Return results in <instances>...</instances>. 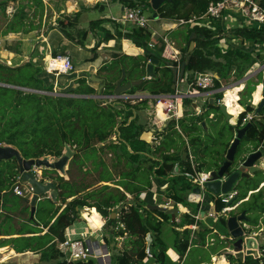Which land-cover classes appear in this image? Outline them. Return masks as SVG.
Wrapping results in <instances>:
<instances>
[{
	"label": "trees",
	"instance_id": "trees-1",
	"mask_svg": "<svg viewBox=\"0 0 264 264\" xmlns=\"http://www.w3.org/2000/svg\"><path fill=\"white\" fill-rule=\"evenodd\" d=\"M12 1L17 0H0V11L6 14L7 7ZM30 1L37 6L34 12L28 14L25 8L29 3H20L13 18L8 21L3 34L19 31L29 32L41 28L44 1ZM145 1L150 3V0H121L125 6L131 7L140 6ZM210 1L173 0L163 3L157 12L159 17L177 22L181 18L188 19L193 14L204 12ZM96 6H101V3H97ZM78 14L79 12L75 13L76 16ZM37 16H40L38 23L35 22ZM101 22L103 20L92 21L91 25L93 27L94 24ZM182 26L184 27L182 40L185 45L181 47L180 62L187 58L186 70L192 74L213 71L217 75L215 85L210 89L193 86L197 92L220 88L232 75L241 79L256 62L263 60L261 51L264 50V25L233 27L228 31L229 36L240 40V42L236 46L226 49L219 44L221 39L219 36L223 31L221 22L215 21L209 26ZM114 27V34L104 29L106 39L125 36L136 45L145 48L146 53L140 56L114 53L113 62L98 69L99 75L106 76V84L101 93L103 95L114 93L117 81L122 75V69L127 68V64L131 65V68L127 70L128 80L144 78L142 83L132 86L130 93L137 91H148L152 95L175 93L176 89L172 88L173 71L171 66H178L179 62L165 60L163 64L156 67L154 77L145 78L146 65L152 57L164 60L160 54L152 51L149 47L150 32L146 28L137 26L123 30L117 22H114ZM61 29L69 36L67 30ZM193 32L196 33V46L194 50L189 51L190 36ZM84 35L86 37L87 31ZM170 35L177 37L178 32H171ZM247 42L251 43L252 47H246L245 43ZM255 44L262 47L256 50ZM111 69H115V71L113 72ZM90 77L91 74L88 72H81L76 78L71 77V82L67 85L59 84L60 86L55 87L50 75L33 62L29 61L18 66H9L0 62V82L11 85V87L0 85V142L14 145L25 158H59L63 155L67 144L76 151L69 161L66 171L67 178L60 175L58 170L42 168V180L48 179L57 183L60 191L59 198L63 200V204L56 205L50 197L44 195L45 198L38 203L35 216L31 217L30 226L21 224L20 228H14L15 217L19 215L21 218L23 216L28 218L31 209L29 196H20L13 191L16 176L19 174L16 160L12 159L11 171L6 179L2 178L0 170V207L6 208L9 204L8 195L18 197L11 199V220L9 217L8 219L4 218L1 224L5 227L7 225V231L11 223V235L18 234V236L0 240V247L9 244L6 243L9 241L17 252L30 250L40 253V264H93L92 259L68 262L57 247V242L66 240L65 230L79 218L82 208L96 207L107 222L108 235L104 237L107 243L114 242L116 236L128 234L130 237L129 246L116 255L114 264H135V262L142 261L148 254L146 238L149 233L153 234V241L150 245L151 254L158 264H167L171 262V258L167 253L168 247L161 234L164 221L168 220L170 215L164 211L147 207L140 199V194L152 186V175L170 179V185L165 191L166 197L187 206L190 212L185 216L186 223H194L195 217L200 212V204L190 202L185 194L194 187L185 173L194 172V169L188 158L189 153L186 145L183 147L177 145V135L182 137L185 134L188 137V141L194 149V155L197 161L199 160L198 171L212 170L213 167L209 165L206 158H203L209 152L212 155L214 168L217 169L226 160L227 150L234 139L236 130L243 126L244 117L249 112H255L257 116L251 120L253 125L248 128L242 141L252 143V149H249L248 153L263 147L264 107L257 112V108L251 102L256 86L264 82L263 72L257 75V81L254 79L247 81L240 98V104L244 106L245 110L240 113L236 124H232L228 120L222 121L221 115L225 114L218 105L207 100L204 112L196 113V111L185 109L182 118L168 121L162 131V140L158 144L148 142L141 137L145 131V125L138 120L139 113L137 112V110L147 107L150 101L156 103V98H144L137 103L118 98L114 101L116 103H112V101L105 103V100L88 97L96 93L98 86V83L92 81ZM189 78L191 82L193 76ZM17 87L29 90L25 91ZM257 88L259 92L254 93L255 102L261 97L262 84H259ZM55 91L62 92L63 95L48 93ZM234 93L227 92L226 99H230L232 95L235 96L236 93ZM214 97L217 101L222 97V93L217 92ZM192 101V98L185 97L183 99L184 107L191 105ZM211 112H215L212 118L210 117ZM203 122L208 127H205ZM177 126L181 128V132ZM241 143L236 157L242 152ZM171 148L174 151H171ZM120 149L123 150V153H119ZM106 150L114 153L117 162L121 161V155L126 156V165L130 167V170L121 171L118 179L108 169L103 159ZM236 157L233 162L234 166L238 164L239 158ZM147 160H151L152 163L143 165V162ZM240 160H244V156ZM88 164H92V167L87 169L88 172L97 171L98 173V178L94 179V182L84 179L86 174L84 167ZM114 164L117 165V163ZM176 166L179 167L178 173H174ZM49 170L55 172L56 175H51ZM74 170L84 174L81 176L82 179L75 178ZM103 181L110 182L115 186L105 184L92 190L89 189ZM242 181L244 189H241L239 184L236 185L235 189L238 193L235 200L229 205L240 202V212H246L247 222L251 225H259L260 216L264 215V187H260V184L264 182V171L256 172L254 176L243 178ZM120 186L124 191L120 189ZM253 190L257 191L252 192L251 197L246 199L249 191ZM126 192L132 194L135 201L127 206L123 205L119 212L117 211L119 216L112 217V208L127 200ZM208 194L213 198L216 212H220L223 207L227 206L228 203L223 201L221 196H215L209 192ZM69 198L72 199L67 201ZM228 216L229 213L219 216L220 225L224 229H227ZM120 223L123 224V227L117 229L116 227ZM23 226L29 228H23ZM44 228H47V231L41 234ZM201 228L200 232L196 233L205 238L211 229ZM193 232L188 227L181 234L176 231L178 235H181L175 243L181 259L187 252ZM260 249L261 255H245L240 263L264 264V242ZM228 256L232 257L231 254ZM229 264H233V262L231 261Z\"/></svg>",
	"mask_w": 264,
	"mask_h": 264
},
{
	"label": "crops",
	"instance_id": "crops-1",
	"mask_svg": "<svg viewBox=\"0 0 264 264\" xmlns=\"http://www.w3.org/2000/svg\"><path fill=\"white\" fill-rule=\"evenodd\" d=\"M43 1H44V11H43V17L41 18L42 20L41 28L34 29L29 32L19 31V32H9L8 34H3V31L6 28L8 21H10L13 18V15L17 12L20 3H23V4L29 3V5L25 8V11H27L28 14L33 13L35 8L37 7L36 5L32 4V1L29 2V0H17L15 2L12 1L9 3L6 11L9 12L11 10V19L8 15H6V18L8 21L4 23L2 27L0 26V30H1L0 31V62H2L5 65H9V66H18V65L25 64L29 61L33 62L35 65L40 66L44 72L50 75V79L52 80V82H54V86L57 87L60 85L61 86L67 85L68 83L71 82V79H70L71 77L76 78L77 76H79L81 72H88L91 75L96 74L98 76H101L98 74V69L101 66L111 64L114 60V57H113L114 53H118V54L120 53V54L129 55V56L145 55L146 53L145 48L136 45L131 39L125 36H120V37L115 36L114 38H110V39L105 38L104 29H107L113 34L115 33L114 22L111 20V15H116L113 12V9L111 8L109 9L110 15L103 16L102 18H99V19L98 18L92 19L88 15L89 11L92 8L105 10L106 5H110V3L112 4V3H115L116 1H119L121 3V6H122L121 9L123 10L125 5L121 2V0H101L102 2H100L99 0H95V1H91V0H43ZM99 2L101 3V6L97 7L96 4ZM261 2L264 4L263 0H261ZM78 12L79 14L78 16H76L75 13H78ZM39 20H40V16L35 17L36 23H38ZM97 20H103V22H101L100 24H94L92 27L91 22L97 21ZM154 22L155 23L152 25L149 24V26L146 29H148V31L150 32V38L148 40V45L150 49L160 54L164 58V60H160V63L158 65L163 64L165 60L174 61V59L169 56L168 50L166 51V43L163 40V37L166 35H168L172 40L176 42L175 49L178 51V54H177L178 57L181 58L182 56L181 47L185 45V43L182 40V35H183L182 31H184V27L182 25H178L177 22L174 20H168V19L159 17V15L157 18L154 19ZM117 23L123 30L131 28V26H127L128 24H123L120 22H117ZM229 23L234 24L235 26H238L239 24L238 21H229ZM61 28L67 30L69 32V36H67L65 31H63ZM85 31H87L86 37L84 35ZM175 31L178 32L177 37H171L170 33L175 32ZM177 40L181 41L183 45L178 46ZM195 46H196V42H195ZM94 47L96 48L93 49ZM246 47H252L251 43H246ZM254 47L256 48V50H259L260 47L262 46L255 44ZM263 47H264V44H263ZM168 49L171 50V47H169ZM263 52L264 50L261 51L262 54ZM58 53L68 54L71 56V59L75 67L74 71L70 73H56V72H50L49 70H47L46 61L48 57L50 55H54ZM158 65H155L154 67L155 72H156V67ZM260 65H261L260 62H256L246 73V74L248 73L251 74L250 77H248V79H244V77L241 78L237 82L238 85L233 86V88H227L224 93L225 94L224 97L223 95L221 97L223 98V101L225 102L222 104L226 106L227 111H228V104L226 101L227 91L231 89L237 94L235 103L238 104L241 109H239V112L236 115H233L232 113H229L228 111L230 116L229 117L226 116V119L232 124L237 123L240 113L245 110L244 106L240 104V98H241V93L247 84V81L249 79H254L253 77L258 75L260 72H263L264 74V71H262L264 67V62H263L262 68L260 67ZM126 67L127 68L122 69V75L123 73H125L124 81L129 82V81L144 79L142 78V79L128 80L127 70L131 68V65L127 64ZM111 71L114 72L115 69H111ZM190 76H194V73ZM190 76H188V80H187L188 90H190L191 88L190 81H189ZM101 77H104L106 79L105 75ZM145 78H150V77L147 76L146 74ZM126 82H123V83H126ZM259 84H262V91L260 93L261 97L257 102H255L254 93L257 91V87ZM259 84L256 86V89L253 92L252 99H251L252 104L256 108L258 107V104L260 103L263 97V82ZM0 85L8 86V84L1 83V82H0ZM98 86H100L99 83H98ZM98 86L97 88H99ZM177 88H179L178 84H177ZM220 88H216L219 91H217L216 89H211V90H207L206 92H195L194 95H197L198 98L202 97V99L205 98L204 97L205 95H208L209 97H207L208 98L207 100H209L210 97H214L215 93L217 92L223 93V91H221L222 88L221 89ZM129 91L130 89L125 92L126 94H123L121 97H118V98L128 99V100H131L132 103H137L138 101L144 98H156L158 100V97H159V95H152L148 91H137L135 93H130ZM182 92L185 93L186 91H182ZM204 93L205 95H203ZM95 94L89 95L88 97H93V98L101 100L100 97L99 98L95 97L94 96ZM74 96H80V95H74ZM102 96H105L106 98L111 99L110 101H107L104 99L106 101L105 103H111V101L112 103H116L114 101L118 99V98L108 97L109 95H102ZM156 103L150 101L147 107L137 110V112L139 113L138 120L144 123L145 125V131H143V133L145 132L146 134V132H149L150 140L153 137V129H155L156 126L153 127V126H149L145 124L148 118V117L146 118V114H147L146 111L149 110L150 105L156 104ZM195 103L196 102L192 104H195ZM194 107L196 108V106ZM197 107L202 108L199 105H197ZM205 110H206V107H203L201 109V112L196 111V113H202ZM214 115H215V112L210 113L211 118L214 117ZM224 120L225 119H222V121ZM203 124L205 127H208L205 122H203ZM177 128L181 132V128L179 126H177ZM160 133H161L160 139L158 140L157 144L160 143V141L162 140L163 132H160ZM204 134H206V132H204ZM2 143L7 144L6 142H0V144ZM186 147L189 153L188 158L192 162V167L194 169V172L195 171L197 172L199 160L197 161V158L194 155V149L191 143L188 141V137L186 139ZM251 149L252 147L250 148V150ZM171 151H174V149L171 148ZM202 156H204V154ZM203 158L205 159V157ZM68 165L69 163L66 165V170L64 173H66L68 169L67 167ZM208 171H211V170H208ZM208 171L203 170L200 172H208ZM188 180L191 181L190 178ZM151 182H152V186L148 190L142 191V193L140 194V199L144 201L145 205L149 207V205L163 203L165 205L167 204L168 208L170 209H173V208L178 209L175 213V217L169 214L170 215L169 219L164 221V225L167 222L172 223V228L175 231V237L173 238V240L167 241L164 238L163 236L164 225L162 228L161 237L163 238L165 244L168 247L167 253L169 257L171 258V262L167 264H207V260H206L207 258L208 260H210L208 264H229L233 259H236L234 256L233 258H229V256H227L230 253L227 252L226 250L228 249L231 250L233 249V247L224 246L218 249L219 245L221 246L224 244L226 245V240L230 239L229 238L230 235H228V237L226 238L225 235L220 234L219 236L222 238V240H225V241H222L219 238L220 239L219 242H217L215 237H210L211 242L208 243V237L211 234L213 233L219 234V229L217 227V224L219 225L220 223L219 217H213V216L207 215V213L213 212L215 210L213 198L211 196L206 195L205 194L206 191L202 193L194 191V188H197L195 185L191 191L185 192V194H186L187 199L190 202L200 204L199 214L203 218H199L198 216L195 217L196 221L194 223H197L198 226L196 228V231H194L195 233H194L193 238L191 236L190 244H189L186 254L181 259L179 252L177 251L175 247V243L178 240V237L181 236L180 234L185 228L188 227L193 230L192 225H194V223L187 224L185 220V216L187 213L190 212V209L187 206H184L182 203H176V202L173 203L172 201L174 200L166 197L165 191H166V188L170 185V179L160 178V177H156L155 175H152ZM105 184L115 186L114 184L110 182L103 181L101 183L93 185L89 189L92 190L95 187H98L99 185H105ZM120 189L124 191L123 187L121 186H120ZM126 195H127L126 201H124L123 203H119L114 208H112V212H111L112 217L119 216L118 212L123 205L127 206L131 202L135 201V199L133 198L134 196L132 194H130L129 192H126ZM45 197H48V196L46 195ZM45 197H43V195L40 196V200H42ZM71 199L72 198H69L67 201H70ZM40 200L37 201L36 210H37V206ZM55 203L56 205H61V204H58L57 202ZM92 209H95L97 212ZM230 213H229V216L232 215ZM35 214H36V211H35ZM8 217H9V220H11V210H8L7 208L1 206L0 207V240L11 239V237L18 236V234L11 235V226L10 228L7 229V231L5 228H3V226H1L3 219L4 218L8 219ZM16 218L18 219V216ZM23 218L25 217L23 216ZM209 218H217V221H215L216 223L209 222L208 221ZM79 220H83L86 223V225L81 224ZM199 223H202V224L199 226ZM106 226H107V222H106L105 217L102 216V214L98 211L96 207H92V208L84 207L80 210L79 218H77L70 226L66 228L65 235L67 239H71L74 237H82V238H86L87 240L91 242H94L95 244H97V246L98 245L105 246L110 251L111 264H113V254H115L114 252H117V254H119L124 248L129 246L130 237L128 234H125L123 236H116L114 242L107 243L104 238L106 235H108L107 234L108 229ZM201 227H207L211 229V232L207 233L205 235V238H202L198 236L197 234L202 229ZM46 231H47V228H44L41 234H44ZM176 231H178V233L180 234L178 235ZM2 233H9V234H2ZM25 235H29V234H25ZM146 239H147V245H148L147 251H149V253L142 261L135 262V264H158L155 257L150 254L151 253L150 245L153 241V234L149 233ZM229 241L231 242V240ZM62 242L63 241L57 242V247L59 249H60V243ZM6 243H9V244H5L0 247V263L3 261H15L18 264H25V261L20 262L17 260V258H20V257H26V259L29 261V264H40L41 263L40 253L30 251V250H27L24 252H17L11 246V242L7 241ZM193 248L201 249L202 251L200 252L198 250L197 253L194 254L195 257H191L190 254L193 251ZM231 255L233 254L231 253ZM90 259L93 260V263H94V259H97L99 261V264H103L101 258L91 257Z\"/></svg>",
	"mask_w": 264,
	"mask_h": 264
},
{
	"label": "built area",
	"instance_id": "built-area-1",
	"mask_svg": "<svg viewBox=\"0 0 264 264\" xmlns=\"http://www.w3.org/2000/svg\"><path fill=\"white\" fill-rule=\"evenodd\" d=\"M111 20L113 22L129 24V26L131 27L137 26L147 28L150 24L149 21L151 20V18L145 15L142 6H125L123 8V13L120 16L111 15ZM213 21L221 22L223 24V28L224 24L227 25V27H230L229 21H238V26L248 25L259 27L260 25H264V4L259 0H211L204 12L193 14L188 19L181 18L177 21V24L188 25L190 27H194L196 25L209 26ZM232 39L236 41L238 40L236 38ZM163 40L166 43V51L168 50L169 56L173 58L174 61L179 62V65L175 67L180 68L181 58L178 57V51L175 49L176 42L172 40L168 35L164 36ZM238 41L240 42V40ZM219 44L222 45L221 39L219 40ZM169 47H171V50L168 49ZM46 68L50 72L56 73H70L75 70L71 56L63 53L50 55V57H48L46 61ZM216 78L217 75L213 71L196 72L194 73L193 79L190 82V90L184 93L179 88H176L175 93H172L171 95H159L156 103V113L154 119V124H156V127L155 129H153V137L151 138V141L154 143L158 142L161 135L160 132L163 131L168 121H170L171 119L178 120L183 117V99L185 97H188L189 95H194V93L197 92L196 90H194L193 86L201 89H210L215 85ZM159 103H162V110L165 114L163 117H161L158 113ZM217 103L222 104L225 102L223 101V98H219L217 100ZM255 116V112L247 113V115L243 119L242 125H245L247 122L251 121ZM177 167L178 166H176V168L174 169V173L179 172V167ZM185 174L190 178V180L196 187L201 188L202 190L205 189V182L211 176L210 171H195L194 173L186 172ZM13 191L20 196H29L32 195L33 192L32 187L29 184H25L22 182V176L20 174L16 176ZM237 193V189L234 188L229 193L221 195L222 200L228 203L234 196L236 197ZM239 204L240 202L231 206L227 204V206L223 207L220 212H216L214 210L213 212L207 213V215L219 217L221 214H228L233 211ZM161 205L165 204L162 203ZM165 206H167V204ZM197 216L199 218H203L200 214H198ZM245 225L247 228L245 229V236L250 234L254 235L256 238L259 236V233L257 231L250 230L252 226L249 223H245ZM197 226V223H194V225H192L193 231H196ZM120 227H123L122 223H120L116 228L119 229ZM193 236L194 232L192 234V238ZM263 242L264 240H262V242L258 240L259 248L257 253L261 252L260 247ZM60 250L62 251L64 258L68 262L77 260L88 261L91 257H98L101 258L103 264H111L110 251L108 250V248L103 245L97 246V244L87 240L86 238H66L65 241L60 243ZM147 253H149V251H147Z\"/></svg>",
	"mask_w": 264,
	"mask_h": 264
},
{
	"label": "water",
	"instance_id": "water-1",
	"mask_svg": "<svg viewBox=\"0 0 264 264\" xmlns=\"http://www.w3.org/2000/svg\"><path fill=\"white\" fill-rule=\"evenodd\" d=\"M173 0H150L152 8L154 9L153 18L158 17V8L165 2H171ZM195 36L196 33L193 32L190 36V46L189 51L194 50L195 48ZM160 63V59L156 57H152L149 60V63L146 66V74L147 76L154 77L156 72L154 70L155 65ZM188 64V59L185 58L181 62V66L172 67L173 71V84L172 88L176 89L177 84L181 81L184 77L186 66ZM264 71V68L263 70ZM251 74H246L244 79H248ZM125 78V73H123L120 80L117 81V87L112 95L108 97L118 98L121 97L125 92L131 89L132 86L142 83L143 80H134L123 83ZM90 79L100 84L97 93L94 95L95 97H100L102 89L105 87L106 79L104 77L98 76L96 74L91 75ZM11 86V85H8ZM22 88V87H17ZM26 89V88H22ZM29 90V89H28ZM171 95V94H170ZM210 103L214 105H218L221 111L229 117V113L227 108L224 104H218L215 101L214 97H210ZM264 107V82H263V97L258 104L256 109L259 112ZM253 123L247 122L245 125L238 128L235 132V137L231 142L230 147L226 153V160L222 163V165L217 169H212L210 171L211 176L205 182V189L202 190L201 188H194V191L202 193L204 191L211 193L215 196H221L223 194L229 193L233 190L241 178H248L253 176L256 172L264 171V168L257 165V161L264 157V146L261 148L256 149L255 151H251L244 155V160L238 159V164L236 166L233 165L235 161L236 153L238 147L245 136L248 128H250ZM150 133L145 132L142 135V138L148 142H151ZM76 151L72 149L70 145H66L65 152L61 157H59L56 161H51L49 157H37V158H25L21 151L12 144H0V161L1 160H12L15 159L17 162V169L18 173L22 176V182L25 184H29L32 187V195L30 197V205H31V217H34L36 211L37 201L40 200V196L47 195L53 201L57 202L58 204H62L63 200L59 198V190L57 183L53 180H42V176L38 173V168L44 167L48 169H55L61 173H64L66 170V165L69 163L71 158L74 156ZM232 170H231V169ZM264 185V183H263ZM262 185V186H263ZM258 190V189H257ZM253 190L251 191H257ZM235 196L228 202L231 204L235 200ZM149 208L158 209L161 211L166 212L167 214H171L175 217V213L178 210L177 208L170 209L165 205L155 204L149 205ZM248 216L245 211L240 213L232 214L228 216L227 219V231L229 233V238L232 242L233 249L229 251V253L237 254V256L243 257L244 255H256L259 243L257 238L254 235H246L245 236V229ZM1 264H18L15 261H3Z\"/></svg>",
	"mask_w": 264,
	"mask_h": 264
},
{
	"label": "rangeland",
	"instance_id": "rangeland-1",
	"mask_svg": "<svg viewBox=\"0 0 264 264\" xmlns=\"http://www.w3.org/2000/svg\"><path fill=\"white\" fill-rule=\"evenodd\" d=\"M100 2H102L101 0H99ZM259 1H261V0H259ZM264 1V0H263ZM109 2V1H108ZM107 2V3H108ZM11 5V4H10ZM140 6H142V8L144 9V12H145V15L147 16V17H149V18H151V20L149 21V23H150V25H152V24H154L155 22H154V18H153V13H154V9L152 8V6H151V4L149 3V1H145L144 2V4H141ZM121 3L119 2V1H116L115 3H110V5H106V7H105V10H100V9H95V8H92L90 11H89V13H88V15H89V17H91L92 19H96V18H102L103 16H107V15H110V8L111 9H113V12L116 14L115 16H120L122 13H123V10L121 9ZM6 15H8L9 17H10V19H11V10L9 11V12H7L6 11V14H4L2 11L0 12V26L2 27L3 26V24L4 23H6L8 20H7V18H6ZM8 17V18H9ZM214 22V21H213ZM88 24V23H87ZM127 26H129V24L127 25ZM233 27H235V25L234 24H230V27H227V25H225L224 24V28H223V33L222 34H220V38H221V42H222V46H223V48L224 49H226V48H228V47H234V46H236L238 43H239V41L237 40H234V39H232V38H234V37H232V36H229V33H228V31H230ZM1 31V30H0ZM177 44H178V46H181V45H183V43H181V41H178L177 40ZM263 54H264V52H263ZM263 58H264V55H263ZM260 63H261V65H260V67L262 68L263 66V62H264V60H261V61H259ZM260 68V69H261ZM264 68V67H263ZM190 75H192V72H190V71H187L186 70V73H185V75H184V79L182 80V81H179V83H178V87H179V89L181 90V91H187L188 89H187V86H188V83H187V80H188V76H190ZM254 78V80L255 81H257V75L256 76H254L253 77ZM263 78H264V74H263ZM240 79H237L234 75H232V77L228 80V81H226V82H224V84H223V86L221 87L222 89H221V91H223V93H222V95H223V97H224V93H225V91H226V89L227 88H233V86H236V85H238V81H239ZM1 86H5V85H1ZM259 86V85H258ZM5 87H8V86H5ZM9 87H11V86H9ZM99 87V86H98ZM98 89V88H97ZM23 90H25V91H28V89H23ZM216 90H218V89H216ZM201 92H206V91H201ZM227 92H229V93H234V91L233 90H231V89H229ZM259 92V89L257 88V91H256V93H258ZM48 93H50V94H54V95H59V94H61V95H63V93L62 92H57V91H55L54 93L53 92H48ZM235 94V93H234ZM203 95H205V93L203 94ZM188 97H191L192 99H193V102L192 103H194V102H196V103H198V104H191V105H189L188 107H184V109H187L188 111H197V112H199V111H201V109L203 108V107H205V103H206V101H207V97H209V96H207V95H205L204 97V99H202V97H197V95H189ZM237 98V94H235V99ZM100 99H101V101H103L104 99L105 100H107V101H110L111 99L110 98H106L105 96H100ZM235 99H230L229 101H228V111H229V113H232L233 115H236V113L239 111V109H241L240 108V106L238 105V104H236L235 103ZM197 105H199L200 107H202V108H199V107H197ZM236 105V106H235ZM194 106H196V108L194 107ZM147 112V114H146V118H147V122L145 123L146 125H149V126H156V124H154V117H155V113H156V104H152V105H150V108H149V110H147L146 111ZM256 116H257V114H256ZM255 116V117H256ZM221 118L222 119H224L225 118V120H227L226 119V117H225V115L224 116H222L221 115ZM0 132H1V129H0ZM4 137V136H3ZM6 137V136H5ZM186 139H187V137L185 136V134H183V136L181 137V136H179V135H177V138H176V142H177V145H180V146H185L186 145ZM2 144H5V143H2ZM252 147V144L251 143H245V140H243L242 141V143H241V154H239L236 158H239V160L242 158V156H244L245 154H247L248 152V150L250 149ZM75 150V149H74ZM119 153H123V150L122 149H120L119 150ZM240 156V157H239ZM207 157V161H208V163H209V165L211 166V167H213L212 169H215L214 168V164H213V161H212V155H211V152H209V153H207L206 155H205V158ZM59 158H51L50 157V160L51 161H56V160H58ZM103 159H104V161H105V163H106V166L108 167V169L114 174V176L116 177V179H118L119 178V173L121 172V171H123V170H130V167H127V165H126V156H123V155H121V161H119V162H117L116 161V157H115V155H114V153L113 152H111V151H108V150H106L105 151V153L103 154ZM11 161L12 160H1L0 161V170L2 171V178L3 179H6L7 178V176L9 175V173H10V167H11ZM90 161V160H89ZM114 163H117V165L115 166V164ZM152 163V161L151 160H147V161H145V162H143V165H150ZM257 165H259V166H261V167H263L264 168V158H261V159H259L258 161H257ZM68 167V166H67ZM92 167V164H88V165H85V167H84V171H86V174L84 175L83 173H81L80 174V172L78 173V172H75V170H74V173L76 174V176H75V178L76 177H80V179H82V175H84V179H87L89 182H94L95 180L94 179H97L98 178V173H97V171H90V172H88L87 171V169H89V168H91ZM42 168H44V167H40V168H38V173L42 176ZM48 169V168H47ZM49 173L51 174V175H56V173L55 172H53L52 170H49ZM58 173L60 174V175H64V177L65 178H67V175H66V173H63V174H61L59 171H58ZM255 175V174H254ZM253 175V176H254ZM257 176V175H256ZM77 179V178H76ZM243 178H241L240 180H239V182H238V184L240 185V188L241 189H244V187H243ZM101 183V182H100ZM263 183L264 182H262L261 184H260V187L262 188V187H264V186H262L263 185ZM206 195H208V196H210L209 194H208V192H206L205 193ZM47 195H49L48 193H47ZM205 195V196H206ZM30 197H31V195H29V199H30ZM251 197V191H249V193H248V196H247V198L246 199H248V198H250ZM18 197H16V196H11V195H8L7 196V200H8V205L6 206V208L8 209V210H11V199H17ZM172 201V200H171ZM173 203H175V201H172ZM241 204V203H240ZM240 205H238L232 212H231V214H238L239 212H240V210H241V208L239 207ZM18 209H19V207H18ZM17 211H19V210H17ZM97 212V211H96ZM29 216H28V218L27 217H25V218H21V217H19V215H18V219L15 217V221H14V223H15V225H14V228L15 229H17V228H20V226H21V224H26V225H28V226H30L31 224V222H32V220H31V209H30V211H29V214H28ZM263 218H264V215H262V216H260V224L259 225H251L252 226V228H250V230L251 231H257L258 233H259V236L257 237V239L260 241V242H262V240H264V224H263ZM22 219V220H21ZM80 221V223L81 224H83V225H86V223L83 221V220H79ZM208 221L209 222H214V223H216L215 221H217V218H209L208 219ZM29 222V223H28ZM202 223H199V226L201 225ZM10 226H11V223H10ZM28 226H23V228H29ZM221 225H220V223H219V225L217 224V227H218V229H219V234H217V233H213V234H211L209 237H208V243H210L211 242V239H210V237H215L216 238V240H217V242H219L220 241V239L222 240V238L219 236L220 234H223V235H225V237L227 238L228 237V235H229V233H228V231L226 230V229H224V228H221L220 227ZM3 228H7V225H6V227L5 226H3ZM195 233V232H194ZM163 236H164V238L167 240V241H171V240H173V238L175 237V231H174V229L172 228V223L171 222H167V223H165V225H164V231H163ZM220 238V239H219ZM222 241H225V240H222ZM224 246H230V247H233L232 246V242H230L229 240H226V245L224 244V245H219L218 246V249L220 248V247H224ZM202 251L201 249H197V248H193V251L191 252V254H190V256L191 257H195L194 256V254L195 253H197V251ZM227 252H229V251H231L230 249H228V250H226ZM115 254H113V252H112V254H113V264H114V259H115V257H116V255H117V252H114ZM208 254V253H207ZM231 254V253H230ZM261 254V252H258L255 256H257V255H260ZM228 256V255H227ZM233 256L236 258V259H233L232 260V262H233V264H241L240 262L241 261H243V258H244V256L243 257H240V256H237V254H233L232 255V257L231 258H233ZM17 260L18 261H25V264H29V261L26 259V257H20V258H17ZM207 260V264H208V262L210 261V260H208V258L206 259ZM93 264H99V261L97 260V259H94V263Z\"/></svg>",
	"mask_w": 264,
	"mask_h": 264
},
{
	"label": "bare ground",
	"instance_id": "bare-ground-1",
	"mask_svg": "<svg viewBox=\"0 0 264 264\" xmlns=\"http://www.w3.org/2000/svg\"><path fill=\"white\" fill-rule=\"evenodd\" d=\"M50 57V56H49ZM229 93V92H228ZM231 94V93H230ZM230 99H235V96L234 95H232L231 96V98ZM230 99H226V101H227V104H228V100H230ZM236 106V105H235ZM158 113H159V115L161 116V117H163L165 114L163 113V110H162V103H159V105H158Z\"/></svg>",
	"mask_w": 264,
	"mask_h": 264
}]
</instances>
